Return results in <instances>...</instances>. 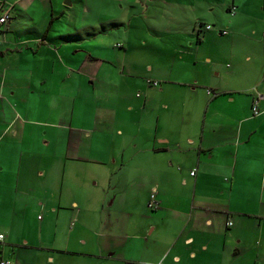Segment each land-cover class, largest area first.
I'll list each match as a JSON object with an SVG mask.
<instances>
[{"label": "crops", "instance_id": "0c3cea01", "mask_svg": "<svg viewBox=\"0 0 264 264\" xmlns=\"http://www.w3.org/2000/svg\"><path fill=\"white\" fill-rule=\"evenodd\" d=\"M212 1L190 0L193 30L214 29ZM37 2L39 19L28 7ZM66 2L0 0V15L10 13L0 27V257L264 264V81L255 70L215 81L199 60L175 57L150 66L159 85L149 78L135 94L139 76L120 70L106 45L118 18L99 10L85 22L92 11ZM242 2L227 9L230 28L246 23ZM92 180L103 190L88 188Z\"/></svg>", "mask_w": 264, "mask_h": 264}, {"label": "rangeland", "instance_id": "374dc122", "mask_svg": "<svg viewBox=\"0 0 264 264\" xmlns=\"http://www.w3.org/2000/svg\"><path fill=\"white\" fill-rule=\"evenodd\" d=\"M75 1L76 6L72 7L71 11L77 12L84 9L92 11L90 14H85V22H90L91 17L99 10L102 13L110 11L112 17L118 18L116 22L119 24L118 28H112L114 30L109 33L106 45L120 70L126 64L128 74L139 76V78L135 77L132 86L135 94L143 93V90L138 88L142 82L148 85L147 79L155 80L156 72H148L150 66L165 69L173 61H178L176 58L189 60L190 63L194 62L193 60H199L198 64L215 81L222 80L232 72L250 73L251 70L252 72L255 70L257 73V81H264V33L257 36L254 30L262 25L264 31V22L262 24L259 22L264 21V0H242L239 8L243 17L238 21L245 20L246 23L238 25L236 29L230 28L228 25L232 15L227 9L234 0H213L214 10L208 11L212 20L207 22L216 25L213 30L202 28L201 31L199 28L193 30L190 23L195 14L194 6L190 0ZM41 3L28 5L38 19L42 17L38 11ZM175 8L176 22L180 17L182 26L178 32L171 28L174 16L172 10ZM208 8L211 9L210 6ZM29 24L30 22L27 23V27ZM110 25L113 24L109 23L103 26L106 29ZM220 28L228 29L229 34H219ZM198 34L203 39L202 42H197ZM161 58H169V60H159ZM208 58L211 59L212 64L206 63ZM236 60L239 62L237 63ZM144 120L146 125L149 120ZM150 122L155 125L158 118L153 116ZM188 135L187 133L183 137L184 145H187ZM141 137L142 134H137L136 137L132 136V139L138 140ZM93 167L101 169V166L97 164H94ZM88 188L103 190L102 181L95 184L92 180V185H89ZM91 193L93 194V192Z\"/></svg>", "mask_w": 264, "mask_h": 264}, {"label": "built area", "instance_id": "2783aa9c", "mask_svg": "<svg viewBox=\"0 0 264 264\" xmlns=\"http://www.w3.org/2000/svg\"><path fill=\"white\" fill-rule=\"evenodd\" d=\"M237 9V6L233 5L232 7V12H235ZM10 19V13L9 12H5L4 14L0 15V27L2 24L6 23L8 20ZM212 25L211 24H208L206 26L207 29H212ZM229 31L227 29L225 30H222V34H228ZM1 43V41H0ZM149 83L151 84H154V85H159V81L158 80H149ZM208 92H212L211 90H208ZM262 95H259L258 98H256L254 100V103H253V112L255 114H258L259 113V108H258V100L259 98H261ZM196 168L191 171V174L194 176L196 174ZM159 206V200L157 199V192L156 190H153L151 195H150V199H149V202H148V207L152 210H155L156 208H158ZM5 238V234L4 233H0V241H3ZM0 264H15V262L9 260V259H6V258H3V257H0ZM139 264H165L164 261H158V262H141Z\"/></svg>", "mask_w": 264, "mask_h": 264}, {"label": "water", "instance_id": "95a60500", "mask_svg": "<svg viewBox=\"0 0 264 264\" xmlns=\"http://www.w3.org/2000/svg\"><path fill=\"white\" fill-rule=\"evenodd\" d=\"M66 3L71 5V1H70V0H67V2H66Z\"/></svg>", "mask_w": 264, "mask_h": 264}, {"label": "trees", "instance_id": "16d2710c", "mask_svg": "<svg viewBox=\"0 0 264 264\" xmlns=\"http://www.w3.org/2000/svg\"><path fill=\"white\" fill-rule=\"evenodd\" d=\"M216 95V94H215Z\"/></svg>", "mask_w": 264, "mask_h": 264}]
</instances>
